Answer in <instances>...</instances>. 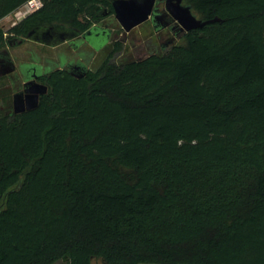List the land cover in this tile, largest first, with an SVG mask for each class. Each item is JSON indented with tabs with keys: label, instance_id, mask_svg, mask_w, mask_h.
Instances as JSON below:
<instances>
[{
	"label": "trees",
	"instance_id": "obj_1",
	"mask_svg": "<svg viewBox=\"0 0 264 264\" xmlns=\"http://www.w3.org/2000/svg\"><path fill=\"white\" fill-rule=\"evenodd\" d=\"M29 1L0 0V52ZM184 4L221 22L54 75L19 113L0 88V264H264V0ZM108 8L43 0L9 33L87 29Z\"/></svg>",
	"mask_w": 264,
	"mask_h": 264
},
{
	"label": "flooded vegetation",
	"instance_id": "obj_2",
	"mask_svg": "<svg viewBox=\"0 0 264 264\" xmlns=\"http://www.w3.org/2000/svg\"><path fill=\"white\" fill-rule=\"evenodd\" d=\"M92 22L93 24L87 29L67 27L70 29L68 32L69 38L55 46L29 40L28 36H15L12 40H8L6 46L0 52V80L5 78L15 79L14 74L17 65L14 63L10 50L20 48L28 41L36 49L32 48L30 50L29 61H20L33 62L31 67L25 71V74L21 72L25 84L43 83L44 80L51 79L59 73L82 80L91 73H100L105 62H144L153 56L166 54L172 47L177 45L173 41L182 39L187 33L183 32L178 22L166 13V0H156L150 18L129 32L125 31L116 18L113 5L112 9H105L97 18L92 19ZM145 24L152 26L154 31L152 37L145 41L135 39L133 35H130L131 32ZM167 31L174 35L169 42L164 40ZM22 40L26 42L20 43ZM103 40H106V43L103 44ZM155 41L158 42L155 43ZM127 45L133 48L135 59L123 56L127 50ZM10 62L15 65V71L3 75V71ZM37 66H40V71ZM64 75L61 76L64 77ZM45 87L48 91V87L46 85Z\"/></svg>",
	"mask_w": 264,
	"mask_h": 264
},
{
	"label": "water",
	"instance_id": "obj_3",
	"mask_svg": "<svg viewBox=\"0 0 264 264\" xmlns=\"http://www.w3.org/2000/svg\"><path fill=\"white\" fill-rule=\"evenodd\" d=\"M156 0H111L116 18L126 32L147 21L154 9ZM166 13L172 16L183 32L201 30L206 25L221 22L219 18L204 21L199 19L190 5L184 4V0H166ZM68 29L63 25L40 27L30 32L28 39L48 45H58L69 38ZM22 40L20 43H23ZM15 71V65L10 62L3 71V75Z\"/></svg>",
	"mask_w": 264,
	"mask_h": 264
},
{
	"label": "rangeland",
	"instance_id": "obj_4",
	"mask_svg": "<svg viewBox=\"0 0 264 264\" xmlns=\"http://www.w3.org/2000/svg\"><path fill=\"white\" fill-rule=\"evenodd\" d=\"M43 1V0H41ZM37 7H39L38 9H36ZM42 7L39 6V4H34L31 6V8H27L26 6L22 9L21 12H26V11H31V13H29L27 16L33 14L34 12L38 11L40 8ZM163 9V7H162ZM24 14H20L19 16H17L16 14L10 15L9 17L5 18L1 25L4 28L5 32H7L6 37L8 38L7 40H12L11 38L12 35L10 32V29L13 28L14 26H16L17 24H19L21 21H23L27 16H25ZM198 16V15H197ZM199 17V16H198ZM31 28V27H30ZM153 28L152 26H150L149 24H145L143 26H140L139 28H137L136 30H134L133 32L130 33V35H133V37L135 39L138 40H145L148 39L149 37H152V33H153ZM174 35L170 33V31H167V33L164 36V40L166 42H169V40L173 39ZM26 42V41H25ZM158 41H155V43H157ZM102 43H106V40H103ZM174 44H181L183 43V38L180 40H175L173 41ZM32 48H35V46H33V44L28 41L24 46L20 47V48H14L10 50L11 56L14 59V63L15 65H17V70L14 74L15 79H11V78H5L0 80V88H2V90H7V91H16V93L14 94L13 97V110L15 113H19L21 111H24L32 106H35L38 102V96L41 93H46L47 92V88L45 87L44 83H36V82H32V83H23L25 80L24 78L21 76V72L25 74V71L28 70L31 67V64H33V62H20V61H29L30 58V50ZM36 49V48H35ZM135 49V48H134ZM45 55V54H44ZM123 56H126L129 59H135L134 56V50L132 47H130V45H127V50L124 53ZM45 63V62H42ZM51 63V62H49ZM20 66V68H19ZM39 71L41 70L40 66H37ZM21 70V71H20ZM56 264H66L63 261H59ZM93 264H102L99 261H94Z\"/></svg>",
	"mask_w": 264,
	"mask_h": 264
},
{
	"label": "built area",
	"instance_id": "obj_5",
	"mask_svg": "<svg viewBox=\"0 0 264 264\" xmlns=\"http://www.w3.org/2000/svg\"><path fill=\"white\" fill-rule=\"evenodd\" d=\"M39 4V6H41L42 5V1L41 0H31V1H29L25 6L28 8H31V6L32 5H34V4ZM24 6V7H25ZM23 7V8H24ZM22 8V9H23ZM39 7H37L36 9H38ZM22 9H20L19 11H17L15 14L17 15V16H19L20 14H24L25 16H27L29 13H31V11H33V10H31V11H26L25 13L24 12H21L22 11Z\"/></svg>",
	"mask_w": 264,
	"mask_h": 264
},
{
	"label": "bare ground",
	"instance_id": "obj_6",
	"mask_svg": "<svg viewBox=\"0 0 264 264\" xmlns=\"http://www.w3.org/2000/svg\"><path fill=\"white\" fill-rule=\"evenodd\" d=\"M25 17V16H24Z\"/></svg>",
	"mask_w": 264,
	"mask_h": 264
}]
</instances>
